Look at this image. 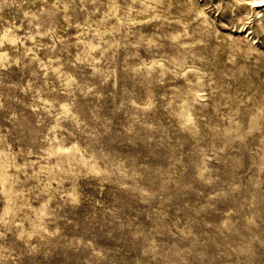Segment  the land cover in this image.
<instances>
[{
    "label": "rangeland",
    "instance_id": "obj_1",
    "mask_svg": "<svg viewBox=\"0 0 264 264\" xmlns=\"http://www.w3.org/2000/svg\"><path fill=\"white\" fill-rule=\"evenodd\" d=\"M0 264H264V0H0Z\"/></svg>",
    "mask_w": 264,
    "mask_h": 264
},
{
    "label": "bare ground",
    "instance_id": "obj_2",
    "mask_svg": "<svg viewBox=\"0 0 264 264\" xmlns=\"http://www.w3.org/2000/svg\"><path fill=\"white\" fill-rule=\"evenodd\" d=\"M260 1H261V0H260ZM255 2H256V1H255ZM256 3H258V4H259V3H262V2H256ZM253 4H254V3H253Z\"/></svg>",
    "mask_w": 264,
    "mask_h": 264
}]
</instances>
